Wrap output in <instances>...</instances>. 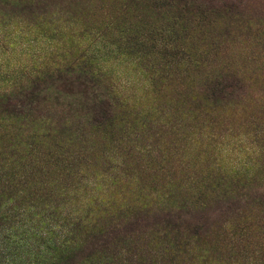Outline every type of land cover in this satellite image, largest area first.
Listing matches in <instances>:
<instances>
[{
	"label": "trees",
	"instance_id": "1",
	"mask_svg": "<svg viewBox=\"0 0 264 264\" xmlns=\"http://www.w3.org/2000/svg\"><path fill=\"white\" fill-rule=\"evenodd\" d=\"M38 1L0 0V11L11 17L15 12L32 8ZM204 13L196 12L194 19L185 18L184 15L189 13L176 17V22L165 28L163 36L166 37L160 40V49L154 54L147 53L149 45L142 34L128 37L132 29L117 31L122 48L130 50V53L127 52L131 55L128 57L130 63L141 66L145 92L152 100L153 95L158 96L165 89L166 81L172 76L179 78L178 87L184 91L176 94L178 108L172 114L168 109L159 110L154 104L144 107L130 103L110 77L102 72V64H98L97 59L88 53V47L80 42L69 44L60 61H51L56 67L54 69L50 68L51 64L47 65L46 59L26 73L22 80L20 77L11 83L1 80L4 86H0V139L7 136L15 141L9 150L0 147V195L9 189L26 194L23 191L31 188L25 174L18 171L23 169L25 162H31L28 158L32 155V164L38 167L35 169L37 172H49L46 166L43 167L45 162L50 167L61 163L63 170L67 171L66 177L83 179L84 171L77 172V167L81 161V165L86 161L85 146H80L76 154L73 151L67 154L76 135L70 132V127L65 128L70 125L59 123L54 115L49 114V105L56 98L41 96L42 90L36 87L29 89L34 83L45 81L53 74L56 81H62L58 83L56 92L65 97L78 99L81 94L90 93L95 86H101L104 90L99 96L93 95L92 100L97 104L91 105L85 112L82 111L86 108L85 104L66 105L69 111L83 113L87 118L85 124L94 131L91 134H97L94 136L101 143L100 150H109L110 153L105 152L101 163L102 173L125 170L126 165L122 160L117 163L114 160L120 157H116L120 149L124 150L125 155L132 154V151H136L133 153L138 157L148 155L139 146L126 151L122 146L127 140L131 144L134 141L131 137L137 138L140 134L148 133V130L154 129V133H158L161 129L178 126L177 130L181 133L185 126L190 129L189 140L196 138L200 149L212 146L214 150L223 140H230L232 135L227 122L223 120L224 113L219 115L218 110L229 103L226 98L231 92L228 90L236 88L240 79L223 67L218 72L206 69L209 67L208 55L218 53L220 42L208 32L210 24L205 21ZM96 33L91 38H104L103 34ZM134 33L139 34L138 31ZM189 33L194 34L198 46L189 48L184 44ZM2 37L7 41L3 42ZM10 37V33L0 34V48L9 42ZM228 79L231 81L229 84L226 83ZM22 88L27 89L21 91ZM236 89L239 90L238 87ZM18 96L22 100H17ZM168 96L166 93L162 96L166 102L171 101ZM257 100L259 104L255 120L261 128L255 127L253 131L258 135L256 138L260 144L254 140L256 148L249 152L254 158L251 165L242 169L215 165L207 160L204 152H199L202 166L195 171L198 177L193 190L172 183L165 190L167 197L174 198L176 204L170 203L168 198L164 199L165 193L160 196L161 200L154 199L157 194L145 193L140 184L136 185V190L123 191L126 197L108 193L109 188L116 187V176L109 178L110 185L105 187L102 194L105 198L89 196L81 208L66 216L48 210L46 213L42 210L41 215L33 213L37 217L36 223L29 226L31 215L27 214L32 213L29 212L32 206L15 205L4 210L0 204V264H238L240 259L246 261L245 264H264V91ZM188 102L192 106L185 110L184 105ZM54 105L58 107L57 103ZM34 113L37 116L32 117ZM28 123L36 125L28 127L24 134L23 131L14 130L18 129L16 126ZM40 148L47 150L45 159L39 160L37 153ZM28 174L35 175L31 171ZM37 183V186L43 184L40 180ZM254 188L258 191H253ZM66 193L64 188L52 191L57 196ZM252 193L255 196H251ZM210 201H222L228 210L235 211L210 232H200L196 228L180 229L164 219L143 226L135 223V216H147L153 210L166 208L164 218H169L173 207L182 209L187 205L199 206Z\"/></svg>",
	"mask_w": 264,
	"mask_h": 264
},
{
	"label": "rangeland",
	"instance_id": "2",
	"mask_svg": "<svg viewBox=\"0 0 264 264\" xmlns=\"http://www.w3.org/2000/svg\"><path fill=\"white\" fill-rule=\"evenodd\" d=\"M31 7L20 13L15 12L11 17L3 15L0 11V34H12L9 42L0 48V81L8 80L11 83L17 77L22 80L26 73L38 67L42 60L47 59V65H50L51 61L58 62L64 51L68 50L69 44L80 42L82 46L88 47V53L97 59V63L102 64V72L110 77L118 91L130 103H138L144 107L154 104L159 110L168 109L169 114H172L178 108L176 94L180 95L184 91L178 87L179 78L172 76L166 81L165 89L159 95L157 94L158 96L153 95L152 100L151 96L145 92L146 83L141 66L130 63L128 57L131 55L127 54L130 50L122 48L117 31L132 29L127 34L128 37H138L142 34L146 38L145 43L149 45L147 53L154 54V51L160 49V40L163 41L166 37V35L163 36L165 28L172 22H176V17L189 13L184 15L185 18L194 19L196 12L198 14L204 11L205 21L210 24L208 32L212 38L220 42L218 53L215 56L208 55L209 67L206 69L218 72L223 67L224 70L228 69L236 74L240 79L236 84L239 90L236 89L237 87L228 90L231 92V95L226 98L229 103L222 105L218 110L219 115L224 113L223 120L227 122L232 138L225 139V142L223 140L222 144L215 146L214 150L212 146L205 149L197 147L198 141L196 138L193 141L189 140L190 129L185 126L181 133L177 130L178 126L174 129H161L158 133H154L155 130L152 129L148 130V133L140 134L137 138L131 137V140L134 139L131 144L127 140L122 145L125 151L139 146L146 150L148 155L138 157L134 154L136 151L125 155L124 150L120 149L116 153V157H120L114 160L116 163L122 160L126 165L125 170L123 172L108 170L102 173L101 163L104 154L110 152L108 149L100 150L101 143H98L97 136H94L97 134H91L94 131L85 124L87 118L82 115L83 113L69 111V107L82 103L86 105L82 111H87L91 105L97 104L92 100L93 95L103 94V88L95 86L90 93L81 94L77 99L65 97L56 92L58 83L62 81H56L55 74L45 81L34 83L29 89L36 87L42 90L41 96L56 98L49 105V114L54 115L55 120L60 121L59 123L70 125L65 128L70 127V132L76 135L73 146L69 151L67 150V154H70V151L76 154L80 146H85L86 161L83 165L81 161L77 167L79 169L77 172L84 171L83 179L80 181L66 177L67 171L63 170L64 166L61 163L50 167L45 162L43 167L46 166L49 172L46 174L37 172L35 169L38 167L35 168L32 164L34 160L32 155L28 158L31 162H25L23 169L18 171L25 174L24 177L31 188L23 191L26 194L17 193L15 189L3 191L0 195V204L4 210L15 205L32 206L33 208L29 211L32 213L27 214V216L31 215L29 216L31 223L27 226L36 223L37 217L32 214L41 215L42 210H45L44 213L47 210L60 212L62 216H66V214H72L73 210L81 208V204H84L89 196L105 198L106 196L102 195L103 191L108 184L110 185V179L113 176H116L117 183H114L116 187L109 188L107 192L117 197L125 190H136V185L140 184L143 185L145 193L157 194L156 197L153 195L154 199L161 200L160 196L164 193L163 198L166 199L168 194L165 190L168 184L180 185L189 190H193L196 186L198 176L195 171L202 166L199 152H204L207 160L215 165L242 169L253 163L254 158L249 152L256 148L254 140L258 142L256 138L258 135H255L253 129L261 128L255 120L258 110L256 107L259 104L257 99L264 91V0H39ZM134 31H138L139 34ZM95 32H98L97 35L103 34L104 38H91ZM193 36L194 34L189 33L184 42L189 48L198 46ZM2 40L5 41L3 37ZM218 63L220 66H217ZM50 68L56 67L51 64ZM230 82L229 79L226 81L228 84ZM0 86L4 84L0 82ZM25 89L27 88H22L21 91ZM164 93L169 94L171 101L166 102L167 100L162 97ZM96 99L97 97L95 101ZM17 100L22 98L18 96ZM48 101L50 102L51 99ZM55 103L58 107H55ZM188 106L191 108L192 104L188 102L184 105V109L187 110ZM53 112L55 114H52ZM35 116H37L36 113L32 117ZM34 125L36 124H21L14 130L23 131L24 134L28 127H34ZM80 140L83 142L80 143ZM13 141L15 140L8 139L7 136L3 137L0 139V147L9 150ZM46 152L44 148L38 149L39 160L46 158ZM79 157L81 158L80 155ZM16 171L17 168L14 173ZM29 171L35 175L29 176ZM76 176L78 178V175ZM38 180L43 184L37 186ZM69 181L71 182L68 183ZM56 188H64L68 193L63 196L53 195L52 191ZM253 191L258 190L254 188ZM125 194L122 195L126 197ZM251 196H255L254 193ZM168 201L176 204L174 198H168ZM226 207L222 201H210L199 206L187 205L182 209L173 207L169 218H164L168 210L165 208L155 211L152 209L153 212L149 215H138L134 219L138 226L164 219L170 220L171 224L177 225L180 229L196 228L200 232L205 230L210 232L235 212ZM160 224L163 225V223ZM245 262L240 259L238 264H245Z\"/></svg>",
	"mask_w": 264,
	"mask_h": 264
}]
</instances>
